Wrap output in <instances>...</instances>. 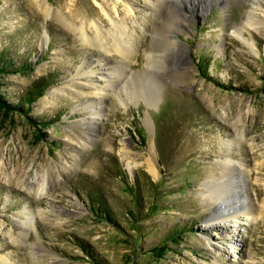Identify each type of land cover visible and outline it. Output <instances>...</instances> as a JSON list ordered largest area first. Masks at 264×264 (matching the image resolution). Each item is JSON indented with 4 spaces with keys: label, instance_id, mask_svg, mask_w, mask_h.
I'll return each mask as SVG.
<instances>
[{
    "label": "rangeland",
    "instance_id": "obj_1",
    "mask_svg": "<svg viewBox=\"0 0 264 264\" xmlns=\"http://www.w3.org/2000/svg\"><path fill=\"white\" fill-rule=\"evenodd\" d=\"M44 82L0 102V264H264V0H0V98Z\"/></svg>",
    "mask_w": 264,
    "mask_h": 264
},
{
    "label": "bare ground",
    "instance_id": "obj_2",
    "mask_svg": "<svg viewBox=\"0 0 264 264\" xmlns=\"http://www.w3.org/2000/svg\"><path fill=\"white\" fill-rule=\"evenodd\" d=\"M252 5H254V6H252V9H251V11H249L248 12V15H247V17H246V19L244 20V22H242L241 24H240V26L238 27V28H236L235 29V31H236V33L238 34V36L240 37V38H242L241 37V32H242V29H244V28H246L245 27V25H246V23L248 24V23H251V21H253V20H255L257 17H258V15L255 13L256 11H257V9L259 8V6H260V3H259V1H256V2H253L252 3ZM130 14V10L129 9H127L126 10V16H128ZM180 17L181 16H179V22H181V21H184V17L182 16L181 17V19H180ZM110 21H111V24H112V29L110 30V29H107V30H103L102 29V27L101 26H99V25H97V24H91V27L93 28V30H94V32H93V34H89L88 33V30H86V28L85 27H83V26H80V27H78V30L80 31V36H81V38L83 39V41H91V42H93V43H95V44H97V45H100L103 49H105V51L108 53V52H112V51H119V52H123V54H124V52H126L127 51V47H128V41H129V39L130 38H127V39H123L122 38V34H124L125 32H127V31H125L126 29H127V26L125 25V23H124V21H125V19H124V21L121 23V22H118V21H116V19L115 18H111L110 17ZM249 25V24H248ZM169 30V29H168ZM175 34V33H174ZM243 39V38H242ZM169 40V39H168ZM244 42V41H243ZM246 42H247V40H246ZM168 44L170 45V46H181L182 44H181V42L179 41V40H176V39H172V40H170L169 42H168ZM99 46V47H100ZM131 52V51H130ZM149 58V57H148ZM111 74H113V73H110V75ZM109 75V76H110ZM116 75H117V73H116ZM116 75H114V77H112V79H113V81H115V79H116ZM115 78V79H114ZM112 81V82H113ZM228 162V161H227ZM229 162H232L231 160H229ZM233 163H235V162H233ZM231 164V163H230ZM235 166L238 168V169H242V167L240 168V166H242V164H240V165H236L235 164ZM235 166H234V168H235ZM150 168H152V170H154L153 169V167L152 166H150ZM229 168V167H228ZM232 168V167H231ZM231 168H229L224 174L226 175V176H228V174H230L231 172H232V169ZM215 183V181L213 182V181H211V183H208V185L206 184L205 185V187H204V189H205V192L203 193V196L204 197H208V198H211V199H213L215 202H216V206H218V208H222V209H220L221 211L219 212V214H214V215H212V216H210V217H208L204 222H205V225H209V226H214V224H215V222H214V220L215 219H219L220 218V220L221 221H226V223L229 225L230 224V226H232L233 227V224H234V222H235V224H234V227H236V223H237V220H238V217H239V213H238V210H235V211H233L232 209H233V207L230 205V204H228V202H226L227 201V199L226 198H224V197H222V194L221 195H218V193H222V191L221 192H217V194H216V196L215 195H213V194H211V191H212V189L211 188H209V184H212V186L213 187H216L217 185H215L214 184ZM217 184V183H216ZM211 186V187H212ZM243 189H242V191H241V196L244 198V200L245 201H242V199L241 200H239L238 198H236V203H246L247 204V206L244 208V210H246L248 213L246 214V215H251V213H253L252 212V210L250 209V207L248 206V195H247V193H246V191H245V188L244 187H242ZM210 190V191H209ZM44 193V190H43V188L41 187L39 190H37V194L38 195H42ZM239 196V195H238ZM240 196V197H241ZM240 207V206H239ZM251 210V211H250ZM250 217H252V216H250ZM249 218V217H248ZM219 220V221H220ZM233 220H234V222H233ZM232 224V225H231ZM233 232V231H232ZM219 249L221 248V246L220 247H218Z\"/></svg>",
    "mask_w": 264,
    "mask_h": 264
},
{
    "label": "trees",
    "instance_id": "obj_3",
    "mask_svg": "<svg viewBox=\"0 0 264 264\" xmlns=\"http://www.w3.org/2000/svg\"><path fill=\"white\" fill-rule=\"evenodd\" d=\"M48 83L42 84V85H37V83H35L32 87V89H30L29 91H27V93H25L23 96H21L20 100H21V104L19 105H10L9 103L4 102L3 99L0 98V102L1 103H5V105L8 108H12V109H20V110H27L28 107H25V105H30L31 100L36 96H40L43 92V90L45 89ZM139 133L141 136H143V132L141 130H139Z\"/></svg>",
    "mask_w": 264,
    "mask_h": 264
}]
</instances>
